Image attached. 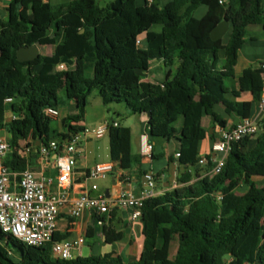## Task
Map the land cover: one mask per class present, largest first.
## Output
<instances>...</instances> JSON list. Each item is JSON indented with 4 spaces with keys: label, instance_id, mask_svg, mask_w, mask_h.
<instances>
[{
    "label": "trees",
    "instance_id": "16d2710c",
    "mask_svg": "<svg viewBox=\"0 0 264 264\" xmlns=\"http://www.w3.org/2000/svg\"><path fill=\"white\" fill-rule=\"evenodd\" d=\"M201 6L207 11L194 24ZM6 11L7 17L0 18V131L11 145L6 166L27 170L39 156L38 142L62 141L66 134L82 132L88 98L97 91L105 106L124 104L130 116L145 113L152 145L176 139V161L191 171L180 175L177 189L143 201L142 251L128 264H264V184L258 182L264 178V128L231 145L219 174L190 183L212 167L209 161L203 170L199 165L198 147L207 136L202 117L223 129L227 122L214 112L216 107L244 120L250 118L252 103L241 96L260 99L264 71L249 68L236 79L234 68L247 30L264 29V0H227L223 5L218 0H170L163 7L157 0L151 5L147 0H111L105 7L96 0L56 5L12 0ZM222 21L229 22V31L213 41L211 31ZM142 37L144 48L137 44ZM49 40L54 43L51 55L17 61L19 49ZM220 53L224 65L218 68ZM65 57L73 67L65 64L69 69L57 71ZM152 62L169 68L161 84L145 81ZM60 89L63 101L57 97ZM7 98L12 102L6 104ZM67 104H73L75 114L61 119L60 132L44 111ZM7 112L15 117L8 122ZM107 137L110 162L123 171L140 166L131 153L129 127H112ZM28 138L34 148L26 158L21 153ZM216 194L222 196L219 202ZM173 238L177 249L170 259ZM52 242L29 247L0 230V264H124L112 255L60 260L51 255Z\"/></svg>",
    "mask_w": 264,
    "mask_h": 264
},
{
    "label": "crops",
    "instance_id": "0c3cea01",
    "mask_svg": "<svg viewBox=\"0 0 264 264\" xmlns=\"http://www.w3.org/2000/svg\"><path fill=\"white\" fill-rule=\"evenodd\" d=\"M11 1L0 0V18L5 19L7 17L6 8ZM59 3L61 2L53 5ZM206 11V7H199L193 16L192 22L197 24L205 15ZM151 30L159 31V28L154 27ZM143 38L140 41L141 48L145 47V40ZM245 38L246 43L238 53L237 64L234 68L236 79L242 75L244 70L259 68L264 63V29L260 26H252L248 29ZM246 47L247 50L245 49ZM256 47L262 48V51L254 53L252 50ZM223 65L224 57L220 53L217 66L221 68ZM174 69L175 67L172 68V72ZM168 71L160 62H152L145 81L152 84H161ZM240 99L252 103L250 118L256 122H260L262 117L257 102H254L253 98L247 94H243ZM66 110V116L75 114L73 104L66 108ZM214 112L227 122V128H231L239 122V119L235 116H226L220 107H216ZM66 116H61V119ZM104 121L102 117L94 124L97 126ZM116 122L119 126L130 128L131 153L139 157L140 166L123 171L115 164L114 171L105 180H100L102 183H99V181L93 182L88 178V171L95 164L110 162L108 137L106 136L107 142L105 143L102 142V138L97 140V143L94 145H91L92 143L89 141L80 145L81 154L77 158L71 175L69 189L70 203L60 209L56 229L53 234L54 242L84 237V245L80 249V252H73V259L78 257L112 255L119 257L124 264L135 262L142 251L143 237L141 235V221L140 219L133 220L129 209H121L116 205L118 194L121 191H125L138 197L145 188L146 176L152 175L155 186L150 197H158L180 187L181 185L178 183L180 175L187 171L191 172L190 169L180 166L176 161V154L180 149V143L176 139L169 141L162 140L152 145L153 151L149 158L140 156L139 140L140 136L145 132L147 123V115L145 113L136 116L128 115L124 121L118 120ZM212 122V118L208 116H203L201 119V126L207 131V136L200 142L198 147L200 159L210 154L213 143L220 135V129L216 125H212ZM92 126L94 127L95 125ZM180 127L181 120L176 125L177 130ZM59 131L62 132V130ZM1 133L2 131H0V135H2ZM96 151L102 152V154L99 152V154H96ZM21 155L26 158L30 156V154L25 155L24 153ZM152 156H159V158L158 160H152ZM169 159H172L173 162H170ZM30 163L31 165L28 167V170L32 171L35 175L42 174L46 177H55L57 174L54 154L46 158L38 156L30 161ZM201 168L203 170L204 166H201ZM205 175L206 173L202 172L200 177H193L190 183H194ZM258 182L259 184H264V178ZM93 183L98 187L96 191H90V186ZM83 191H89L91 196L106 197L110 201L109 215L98 217L89 211H84L78 218H72L69 215L70 204ZM99 219L102 221V224H98ZM172 242H175L176 245L172 250L170 244V259L174 258L177 249L176 238H173ZM84 248L87 249V255H83Z\"/></svg>",
    "mask_w": 264,
    "mask_h": 264
},
{
    "label": "built area",
    "instance_id": "2783aa9c",
    "mask_svg": "<svg viewBox=\"0 0 264 264\" xmlns=\"http://www.w3.org/2000/svg\"><path fill=\"white\" fill-rule=\"evenodd\" d=\"M227 0H218L223 5ZM148 4L154 0H147ZM141 40L137 41L140 46ZM65 64L57 67L58 71L64 70ZM264 71V63L260 65ZM12 102L11 98L5 99V103ZM261 113V121L256 122L252 118L239 120L231 128L220 129L219 138L213 143L209 159L206 157L199 160L200 166H206L208 161L211 169L207 175H217L220 173L227 154L234 142L244 137L254 138L264 128V75H262V92L257 102ZM45 117L51 121L60 119L58 108H47L44 111ZM11 112L5 115V121L14 119ZM115 121H104L94 127H84L80 133H69L62 141L51 140L48 144L37 143L38 154L41 158L55 156L56 176L46 177L42 174L35 175L30 170L16 172L5 165L7 156L11 153V145L7 133L0 135V230L4 235L11 236L17 241L29 247H42L52 242V237L56 229L57 218L60 209L70 203L69 189L71 175L73 173L77 158L81 154L80 142H86L90 138L96 140L107 136L110 128L117 127ZM28 145V146H26ZM24 151L30 154L34 148L33 143L28 138L22 143ZM153 146L144 132L139 140V153L143 158L151 157ZM21 153V154H22ZM218 153H222L221 158ZM179 153L176 154V158ZM113 162L95 164L88 171V178L93 181L105 180L115 168ZM154 177L146 176L144 190L138 197L131 193L121 191L116 198V205L121 209H129L133 220L140 219L143 201L150 197L154 189ZM97 185L93 183L90 191H96ZM216 202L222 198L221 194H216ZM84 211H89L98 217L107 216L110 213V201L104 196H91L89 191H83L69 207V215L78 218ZM98 224H102L99 219ZM84 237L76 239H65L60 242H52L51 255L60 260L73 259V252H80L84 245Z\"/></svg>",
    "mask_w": 264,
    "mask_h": 264
},
{
    "label": "rangeland",
    "instance_id": "374dc122",
    "mask_svg": "<svg viewBox=\"0 0 264 264\" xmlns=\"http://www.w3.org/2000/svg\"><path fill=\"white\" fill-rule=\"evenodd\" d=\"M65 0H51V4H55L57 2H64ZM99 5L101 7H105L111 0H96ZM168 0H157V3L159 6L163 7L166 2ZM248 31V30H247ZM248 47V46H247ZM247 47L245 48L247 50ZM39 49V53H41L40 55H50L53 52L54 49V43L52 40H49V43L46 45H42V46H38ZM245 50V51H246ZM254 53L255 52H260L262 51V48L260 47H256L254 50H252ZM73 67V66H72ZM71 68V67H70ZM67 69H69V67L64 66V70L66 71ZM58 71V70H57ZM59 84L62 88L63 86V76L60 77L59 79ZM57 97L60 98V100H64V94L62 89H60L57 93ZM71 104H67V105H62L60 106L59 112H60V119L59 120H54L52 121V126L56 127L58 130H63L61 127V116H66L67 115V110L66 108L70 107ZM130 115L127 108L125 107L124 104H110V105H103L100 97L97 93V91H93L91 93V95L88 98V104L85 110V119L83 121V123H81L82 126L85 127H93L92 125L94 124L96 121H98L99 119H101L102 117L104 118V120L112 122V121H124L126 119V117ZM5 131H2L1 134H4ZM6 134V133H5ZM87 141L91 142V145H94L95 143H97L96 139L94 138H90ZM102 142L105 143L107 142V137L105 136V138L102 139ZM80 144H84V141H81ZM99 151H96V154ZM100 154H102V152H99ZM98 153V154H99ZM10 156H7V159H9ZM99 183H102L101 181H99ZM238 191H241V189H238ZM244 191V190H242ZM176 243L172 242L171 243V248L172 250L174 249ZM83 255H87V249H83Z\"/></svg>",
    "mask_w": 264,
    "mask_h": 264
},
{
    "label": "water",
    "instance_id": "95a60500",
    "mask_svg": "<svg viewBox=\"0 0 264 264\" xmlns=\"http://www.w3.org/2000/svg\"><path fill=\"white\" fill-rule=\"evenodd\" d=\"M229 31V22L228 21H222L220 24H218L212 31H211V39L213 41L221 40ZM83 32V31H82ZM81 32V33H82ZM39 56V49L38 46L33 45L27 48H21L16 52V59L18 62H29L35 60ZM62 64H66L69 66L73 65V62L68 60L67 57L62 59ZM39 67L36 72H39ZM169 70V68H167ZM138 75H141L140 73H137ZM213 120V119H212ZM219 158L223 156L222 153L217 154Z\"/></svg>",
    "mask_w": 264,
    "mask_h": 264
}]
</instances>
